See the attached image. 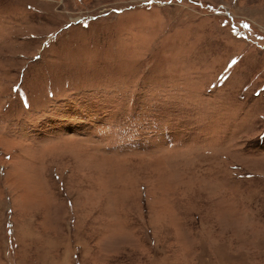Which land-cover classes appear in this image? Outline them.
Returning a JSON list of instances; mask_svg holds the SVG:
<instances>
[{"label": "rangeland", "instance_id": "1", "mask_svg": "<svg viewBox=\"0 0 264 264\" xmlns=\"http://www.w3.org/2000/svg\"><path fill=\"white\" fill-rule=\"evenodd\" d=\"M0 264H264V0H0Z\"/></svg>", "mask_w": 264, "mask_h": 264}]
</instances>
